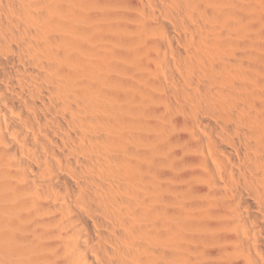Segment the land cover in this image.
Instances as JSON below:
<instances>
[{
    "label": "bare ground",
    "instance_id": "6f19581e",
    "mask_svg": "<svg viewBox=\"0 0 264 264\" xmlns=\"http://www.w3.org/2000/svg\"><path fill=\"white\" fill-rule=\"evenodd\" d=\"M0 264H264V0H0Z\"/></svg>",
    "mask_w": 264,
    "mask_h": 264
}]
</instances>
